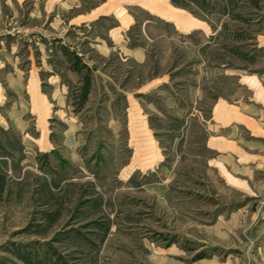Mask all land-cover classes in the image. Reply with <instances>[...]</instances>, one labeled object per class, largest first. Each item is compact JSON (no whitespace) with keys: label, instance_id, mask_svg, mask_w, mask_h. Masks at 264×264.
Instances as JSON below:
<instances>
[{"label":"rangeland","instance_id":"374dc122","mask_svg":"<svg viewBox=\"0 0 264 264\" xmlns=\"http://www.w3.org/2000/svg\"><path fill=\"white\" fill-rule=\"evenodd\" d=\"M0 264H264V0H0Z\"/></svg>","mask_w":264,"mask_h":264}]
</instances>
